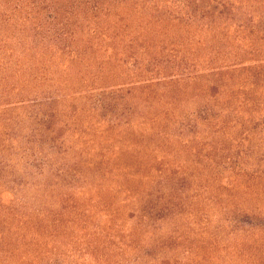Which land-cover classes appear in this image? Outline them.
<instances>
[{
  "label": "rangeland",
  "instance_id": "rangeland-1",
  "mask_svg": "<svg viewBox=\"0 0 264 264\" xmlns=\"http://www.w3.org/2000/svg\"><path fill=\"white\" fill-rule=\"evenodd\" d=\"M231 3L0 0V264H264V0Z\"/></svg>",
  "mask_w": 264,
  "mask_h": 264
},
{
  "label": "trees",
  "instance_id": "trees-1",
  "mask_svg": "<svg viewBox=\"0 0 264 264\" xmlns=\"http://www.w3.org/2000/svg\"><path fill=\"white\" fill-rule=\"evenodd\" d=\"M116 1L119 4L118 6H120V7L121 6H127V4H129L131 2V0H116ZM231 1H234V0H192L193 3L194 2L195 3L198 2L201 5H203V4H205V5L203 7H201V8H194V9L190 10L189 13H187V14L185 13L186 14L185 16L187 17L186 24H190L191 27L194 26L195 24L197 25L198 20H201V19H203L204 17H207V16L212 17L213 16V13H217L219 16H221L223 14V11H219V12H216L215 11L214 12V8H213V11H212V9L209 7L210 3H216V2H218L220 4L221 8H224L225 9V7L228 8L229 6H231V4H232ZM190 8H191V5H190ZM197 17H198V19H197ZM208 26L209 27H213L214 29H217V28H219L221 26V24L218 22V20H216V19L214 20V18H212L211 21H210V24ZM206 31H209V29H206ZM141 37H143V35H141ZM118 38L122 42L125 39L123 34L118 35ZM142 39H141V41H142ZM226 74H227V72L225 71V69H219V68H217L216 70H213L210 73V75H209L210 76V86H212L213 88H217V90H218L217 93H218V97L219 98H221L223 96L222 93L224 92V89L226 87V84H225V76H226ZM167 95H169V96H167ZM166 96H167L166 97L167 99L169 98L168 99L169 101L170 100L172 101V100L176 99V97H177L176 94L173 91L167 92L166 93ZM212 96L214 97L213 94H212ZM39 105H41V103ZM213 116L215 117V115H213ZM46 119H47V117H44L42 119V125L43 126H42V129H41L40 134L38 136V150H37L38 152L37 153H44V151H43L44 150L43 149V143H44V140H45L44 134L47 133V131H49V128L46 127V125H45ZM155 119H156V117H155ZM153 121H155L154 120V117L152 118L151 122H153ZM36 157H37V155H35V161H33V166H35V168H37L38 171L41 170V171L44 172V170L49 166V163L46 162L45 160H43L42 158L38 160ZM43 172H42V174H43ZM129 181L124 182V185H127V183ZM153 213H154V211L151 209V211H149L146 214H144V217L145 218L148 217V220L146 222H148V221L151 220V217L153 216L152 215ZM3 216H4V218H3ZM0 219H1V221L3 223L7 224V226H9V222L10 221L28 222L29 223V220H30V218L29 217H26V215L20 216V214L17 213L16 210L11 209V208L8 209V210H4V211L0 210ZM0 232H1L0 244H4V242H6L5 241L6 240V237L8 235L11 236V232L10 231H7L6 233H4L3 230H0ZM24 239H26V238H24ZM5 244H7V243H5ZM16 250H17V252H19L18 249H16ZM1 252H2L1 257L3 259V264H8V262H10V261L12 263H16L17 262V264H18V261L17 260H19L22 257L21 256V257H19L17 259L14 258V252L11 253L8 249H4ZM31 261H32V258L28 259L27 260V264H29Z\"/></svg>",
  "mask_w": 264,
  "mask_h": 264
}]
</instances>
